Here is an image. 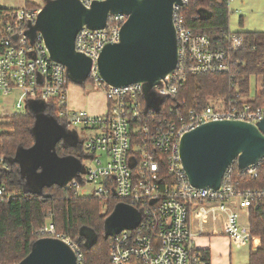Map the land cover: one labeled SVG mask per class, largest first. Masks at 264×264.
<instances>
[{
    "label": "built area",
    "instance_id": "obj_1",
    "mask_svg": "<svg viewBox=\"0 0 264 264\" xmlns=\"http://www.w3.org/2000/svg\"><path fill=\"white\" fill-rule=\"evenodd\" d=\"M80 1L88 7L94 0ZM188 1L173 5L176 67L148 90L140 82L111 86L98 73L99 53L105 44L119 41L126 15H109L103 30L86 26L79 30L75 49L92 60L87 78L105 98L100 113L70 106L66 67L51 58L36 26L43 5L0 7V133L10 131L5 125L9 117L29 111L31 103H41L51 113L57 111V120L65 127L82 130L75 148L82 168L65 186L80 196L121 200L136 214L132 227L112 233L109 264H198L204 260L195 242L198 235L221 234L237 247H259L249 217L251 207L264 211V184L252 188L246 183L264 170V155L244 167L232 161L218 188L193 186L182 164L180 141L186 132L210 121L256 124L264 111V107H251L241 96L239 103L217 98L200 109H183L176 96L186 76H233L234 61L228 51L243 43L241 36L229 33L227 51L213 48L205 33L188 25L184 14ZM14 92L19 97L11 104L14 113L9 114L2 100ZM10 168L8 157L0 155V172L6 174ZM84 184L92 185L89 193L82 190ZM4 192L0 176V200ZM213 224L221 229H210L208 225ZM37 235L55 237L51 220ZM58 238L70 245L80 264V243Z\"/></svg>",
    "mask_w": 264,
    "mask_h": 264
},
{
    "label": "water",
    "instance_id": "obj_2",
    "mask_svg": "<svg viewBox=\"0 0 264 264\" xmlns=\"http://www.w3.org/2000/svg\"><path fill=\"white\" fill-rule=\"evenodd\" d=\"M175 3H181V0H94L88 7L80 0H47L36 26L42 32L51 58L66 67L71 81L79 82L87 79L92 65L88 56L75 49L79 30L83 26L103 30L109 15H126L119 41L105 44L99 53L96 60L98 73L111 86L140 82L148 90L176 67L177 42L172 22ZM28 108L31 113L44 109L41 103H31ZM33 135L34 143L17 148L14 155L13 162L19 164V172L25 180L39 178L36 162L33 164L37 156L47 158L43 169L58 173L61 170V177L68 181L72 179L79 168L70 164L69 156H58L53 143L43 148L42 142ZM263 155L264 111L256 124L241 120L210 121L186 132L180 141L183 167L190 183L196 187L218 188L232 161L236 160L244 167ZM31 164L33 170L29 169ZM51 185L64 186L56 180ZM135 222L134 211L118 203L106 225L114 233L132 227ZM16 264L77 262L75 252L63 239L44 236L35 239L29 253Z\"/></svg>",
    "mask_w": 264,
    "mask_h": 264
},
{
    "label": "trees",
    "instance_id": "obj_3",
    "mask_svg": "<svg viewBox=\"0 0 264 264\" xmlns=\"http://www.w3.org/2000/svg\"><path fill=\"white\" fill-rule=\"evenodd\" d=\"M184 14L188 25L205 33L215 49L227 51L225 37L229 33L241 36L243 43L240 48L228 51L234 61L233 76L228 73L186 76L176 96L183 109H200L210 98L218 96L223 97L225 103L230 100L239 103L238 98L246 96L245 102L251 107H264V31H230L228 0H189ZM252 76L260 79V83L259 90L250 97ZM32 122L31 112L18 111L5 124L11 130L0 133V155L8 157L14 170L6 174L0 172L5 185L4 201L0 200V264H16L23 259L31 243L40 237L37 231L49 220L54 225L55 237L68 236L80 243V264H109L112 232L106 221L121 200L101 201L94 196H80L66 186H50L41 193L32 192L13 162L17 148L34 143ZM56 151L61 153L62 148L56 145ZM10 176L19 184H14ZM263 184L264 170H260L258 177L247 181L246 186L256 188ZM16 186L20 188L18 193H14ZM249 221L251 232L260 237L261 245L250 250L248 264H264V211L251 207ZM203 257L208 264L207 251H203Z\"/></svg>",
    "mask_w": 264,
    "mask_h": 264
},
{
    "label": "rangeland",
    "instance_id": "obj_4",
    "mask_svg": "<svg viewBox=\"0 0 264 264\" xmlns=\"http://www.w3.org/2000/svg\"><path fill=\"white\" fill-rule=\"evenodd\" d=\"M44 2V0H0V7H21L26 3H38L43 5ZM228 27L229 30L233 32L264 31V0H230ZM259 83L260 79H256L254 76L250 77V97L259 90ZM18 97L19 94L14 92L12 95L2 100V102L8 105V109L5 111L9 114L14 113V108H12L11 104L15 102ZM241 97L245 100L247 98L246 96ZM217 98L223 99V97L220 96L212 97L209 99V102H215ZM68 101L73 109L79 111L100 113L105 109L104 96L100 91L95 90L88 78L79 82L69 81ZM56 114L57 111L51 113L44 109L40 112H32L33 122L31 131L38 137V141L42 142L43 148L46 149L48 143H53L52 145L56 144L58 147L62 148V152H56V154L58 156H69L71 160L70 164L81 169L82 166L78 163L76 158L78 154L75 148L78 145L82 130L79 128L73 129L65 127L61 121L57 120ZM34 159L35 161H33V164L36 162V171L39 172L38 174L40 176L36 181L25 180V184L32 192L40 193L43 187L48 189L49 186H52L51 184L54 180L64 184V186L67 184L68 179L60 176L61 170H59L58 173L43 169L44 164L48 162L47 158L37 156L34 157ZM103 159L105 160V157H103ZM33 164H31V167L29 165V169L33 170ZM10 166V170L12 171V165L10 164ZM40 166L41 168L39 169ZM9 178L12 179L14 184H19L16 178H11V176ZM82 186V190L86 193L92 190V185L90 184H84ZM79 190H81V188H79ZM19 191V186H16L14 193H18ZM100 200L106 201V199ZM1 201H4V198L1 199ZM243 216L245 219V214H243ZM208 226L210 229H214V227L221 229L218 224ZM255 237L260 239L259 236ZM225 240H227V237L221 234L203 235L202 239H200L204 247H206L210 253V264H247L248 253L250 251L249 246L244 245L237 247L233 243H226ZM228 252L229 254H227Z\"/></svg>",
    "mask_w": 264,
    "mask_h": 264
},
{
    "label": "crops",
    "instance_id": "obj_5",
    "mask_svg": "<svg viewBox=\"0 0 264 264\" xmlns=\"http://www.w3.org/2000/svg\"><path fill=\"white\" fill-rule=\"evenodd\" d=\"M203 237V235H198L196 238H195V242H196V246L198 247V248H200L201 250H203V251H207L208 252V257H210V253H209V251H208V249H206V247H204V245L202 244V241H200V239H202V237ZM209 237V236H208ZM206 238V237H205ZM198 242V243H197ZM225 242L226 243H228V244H230L231 242L229 241V239L227 238V240H225ZM255 244L257 245V247L259 246L260 247V245H261V240L258 238V237H255ZM249 246V250H251V249H256V248H252L250 245H248ZM250 252V251H249ZM227 254H229V252L227 253ZM248 255H249V253H248ZM198 264H205V261L203 260V261H201L200 263H198ZM208 264H210V258H209V262H208ZM247 264H248V259H247Z\"/></svg>",
    "mask_w": 264,
    "mask_h": 264
},
{
    "label": "flooded vegetation",
    "instance_id": "obj_6",
    "mask_svg": "<svg viewBox=\"0 0 264 264\" xmlns=\"http://www.w3.org/2000/svg\"><path fill=\"white\" fill-rule=\"evenodd\" d=\"M16 165H17V167H18V169H19V164H18V163H16Z\"/></svg>",
    "mask_w": 264,
    "mask_h": 264
}]
</instances>
